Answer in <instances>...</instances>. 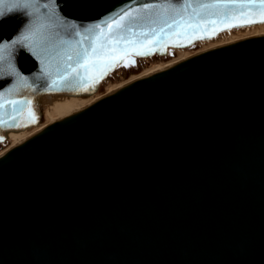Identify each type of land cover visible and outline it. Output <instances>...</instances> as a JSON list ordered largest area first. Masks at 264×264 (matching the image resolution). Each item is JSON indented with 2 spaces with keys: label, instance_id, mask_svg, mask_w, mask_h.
<instances>
[{
  "label": "water",
  "instance_id": "obj_1",
  "mask_svg": "<svg viewBox=\"0 0 264 264\" xmlns=\"http://www.w3.org/2000/svg\"><path fill=\"white\" fill-rule=\"evenodd\" d=\"M58 2L64 16L85 24L156 6L126 22L123 34L137 47L157 41L153 54L135 57L215 38L229 30L226 14L239 11L159 10L216 0ZM11 7L0 3L5 12ZM209 19L225 30L212 35L209 25L205 33ZM26 21L21 12L5 15L0 41ZM189 23L188 37L177 38ZM49 44L54 63L41 65L21 50L16 64L27 79L10 88V79L0 82V103L21 102L15 113L0 107V143L52 124L54 106H90L0 158V264H264V35L199 54L95 103L118 66L94 90L75 76L33 84L41 67L52 78L68 71L66 45L55 35Z\"/></svg>",
  "mask_w": 264,
  "mask_h": 264
},
{
  "label": "snow or ice",
  "instance_id": "obj_2",
  "mask_svg": "<svg viewBox=\"0 0 264 264\" xmlns=\"http://www.w3.org/2000/svg\"><path fill=\"white\" fill-rule=\"evenodd\" d=\"M3 0H0L2 3ZM14 7H11L7 12L0 9V19L5 15L13 12H21L27 17L26 23L18 30L11 40L5 39L0 41V82L4 79L11 80L4 88H10L14 85L17 79H27L20 73L16 64V57L21 50L29 52L41 65L54 63L48 56L50 47L49 37L55 35L60 44L66 45V52L63 60L68 64V71L62 75H55L53 72L41 67L39 76L32 80H39L41 77L48 81L51 79V84L69 80L71 77H78L85 91L94 90L95 85L99 83L103 75L108 71L114 70L115 67L125 63V56L131 54L133 56H146L153 54V45L157 41H151L145 45L140 43L137 47V41L130 36L126 37L123 33L128 30L126 22L135 20L139 17L140 12L153 9L154 5L144 4L137 9L119 11L114 17H108L99 23L85 24L77 22L73 18L64 16L61 13L62 4L58 0H9ZM188 8L194 9V14L208 9H222L225 13L228 10H239L226 14L224 20L221 21L227 29L233 27H243L254 23H264V0H216L214 3H202L198 5L187 4L181 8H175L171 4L161 6L159 10L164 12L171 11L179 13L181 10ZM211 26V33L215 35L218 31H223L225 28H220L217 21L209 19L203 22V31L207 33ZM200 23L196 27H200ZM192 25L189 23L182 31L175 33L177 38L181 36L188 37V29ZM133 35H135L133 33ZM141 35H147L141 33ZM192 35H195L193 32ZM197 38H211V36H198ZM189 39V43H191ZM86 45V46H85ZM182 46V45H176ZM134 62V61H133ZM59 71L58 66L55 68V73ZM20 101L8 100L5 103H0V107L10 105L13 113L17 111L16 105ZM27 103H31L28 101ZM16 117L13 115L12 117ZM28 120L31 123H36L38 117L34 113H29ZM7 123V121H5ZM17 127H27L28 124H18Z\"/></svg>",
  "mask_w": 264,
  "mask_h": 264
},
{
  "label": "rangeland",
  "instance_id": "obj_3",
  "mask_svg": "<svg viewBox=\"0 0 264 264\" xmlns=\"http://www.w3.org/2000/svg\"><path fill=\"white\" fill-rule=\"evenodd\" d=\"M245 29L246 28L243 27L234 28L231 29L230 32L226 31V33L219 34L215 38L200 40L198 43H194L193 46L187 48H176V54L166 57H164L163 55H153L151 57L133 56L130 58H126L125 63L129 64L130 66L125 67L123 66V64H121L116 68L115 73H112L108 77H106L103 80L102 91L99 96L104 95L109 89L116 87L134 78L135 76L151 70L157 65L175 61L179 59L183 54H193L198 51L207 49L212 45H216L217 43H223L224 41L229 40L231 37H238L241 34H245L247 32V29ZM56 115L57 114L54 113V117H56ZM32 129L26 130L24 134L31 132ZM13 141L14 138L8 139L4 143H0V152L6 150Z\"/></svg>",
  "mask_w": 264,
  "mask_h": 264
},
{
  "label": "bare ground",
  "instance_id": "obj_4",
  "mask_svg": "<svg viewBox=\"0 0 264 264\" xmlns=\"http://www.w3.org/2000/svg\"><path fill=\"white\" fill-rule=\"evenodd\" d=\"M243 28H246L247 29V32L245 34H241L239 35L238 37H231L229 40H226L224 41L223 43H217L216 45H212L210 46L209 48L207 49H204L202 51H198L196 53H193V54H183L179 59L175 60V61H171V62H167V63H164V64H160V65H157L155 67H153L151 70L149 71H146V72H143L137 76H135L134 78L116 86V87H113L111 89H109L107 91V93H105L104 95H101V96H98V98L93 102H97L99 101L100 99L106 97L107 95L109 94H112L128 85H131L135 82H138V81H141L145 78H148L154 74H157L163 70H166L172 66H175L176 64H179L180 62H183V61H186L190 58H193L199 54H202L204 52H207V51H210V50H213V49H216V48H219V47H222V46H226V45H229V44H232V43H235V42H239V41H242V40H245V39H248V38H253V37H257V36H263L264 35V23H259V24H254V25H249V26H246V27H243ZM245 29V30H246ZM231 30V29H230ZM230 30H227V32H230ZM92 105V104H91ZM90 105L86 106V107H83L81 108L79 111L89 107ZM79 111H66L65 110V104H62V105H58V106H54L52 107V112H51V123L52 124H46V125H37L35 127H33L32 131L31 132H28L26 134H24V136H20V137H16L14 138V141L12 142V144L4 151H1L0 152V158L2 156H4L7 152H9L12 148H14L15 146L19 145L20 143H22L23 141L27 140L28 138L36 135L37 133L45 130L46 128L62 121V120H65L66 118H68L69 116L79 112ZM54 113H56L58 115H56V117H54ZM26 132V130H25Z\"/></svg>",
  "mask_w": 264,
  "mask_h": 264
},
{
  "label": "flooded vegetation",
  "instance_id": "obj_5",
  "mask_svg": "<svg viewBox=\"0 0 264 264\" xmlns=\"http://www.w3.org/2000/svg\"><path fill=\"white\" fill-rule=\"evenodd\" d=\"M176 52H177L176 48H170V50L168 49L167 53L163 56L166 57V56L174 55V54H176Z\"/></svg>",
  "mask_w": 264,
  "mask_h": 264
}]
</instances>
